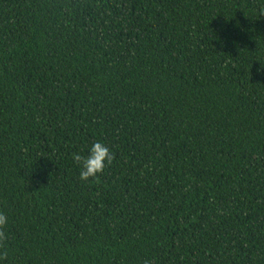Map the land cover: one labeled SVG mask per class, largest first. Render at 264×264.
<instances>
[{
    "label": "trees",
    "instance_id": "1",
    "mask_svg": "<svg viewBox=\"0 0 264 264\" xmlns=\"http://www.w3.org/2000/svg\"><path fill=\"white\" fill-rule=\"evenodd\" d=\"M0 264H264V0H0Z\"/></svg>",
    "mask_w": 264,
    "mask_h": 264
}]
</instances>
